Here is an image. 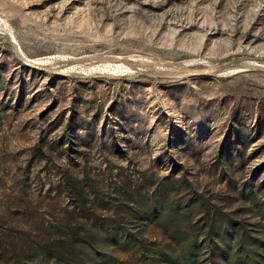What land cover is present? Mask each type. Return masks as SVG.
I'll use <instances>...</instances> for the list:
<instances>
[{
  "label": "rangeland",
  "instance_id": "374dc122",
  "mask_svg": "<svg viewBox=\"0 0 264 264\" xmlns=\"http://www.w3.org/2000/svg\"><path fill=\"white\" fill-rule=\"evenodd\" d=\"M242 235L264 0H0V264H222Z\"/></svg>",
  "mask_w": 264,
  "mask_h": 264
},
{
  "label": "trees",
  "instance_id": "16d2710c",
  "mask_svg": "<svg viewBox=\"0 0 264 264\" xmlns=\"http://www.w3.org/2000/svg\"><path fill=\"white\" fill-rule=\"evenodd\" d=\"M225 240L222 242L225 243ZM228 243H231V241ZM195 247L196 244H192L190 252L182 264H197ZM233 249L234 251H232ZM233 249L230 251L222 250L219 253L213 251L215 261H219L222 264H231L233 259L234 264H264V247L257 249L256 246L247 242L244 235L239 238L237 247Z\"/></svg>",
  "mask_w": 264,
  "mask_h": 264
},
{
  "label": "bare ground",
  "instance_id": "6f19581e",
  "mask_svg": "<svg viewBox=\"0 0 264 264\" xmlns=\"http://www.w3.org/2000/svg\"><path fill=\"white\" fill-rule=\"evenodd\" d=\"M39 62V61H38ZM45 62V61H44ZM46 64V63H45Z\"/></svg>",
  "mask_w": 264,
  "mask_h": 264
}]
</instances>
